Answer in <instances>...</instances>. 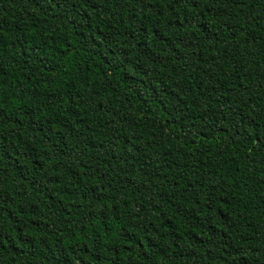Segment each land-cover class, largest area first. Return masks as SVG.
<instances>
[{"label":"trees","instance_id":"16d2710c","mask_svg":"<svg viewBox=\"0 0 264 264\" xmlns=\"http://www.w3.org/2000/svg\"><path fill=\"white\" fill-rule=\"evenodd\" d=\"M0 264H264V0H0Z\"/></svg>","mask_w":264,"mask_h":264}]
</instances>
